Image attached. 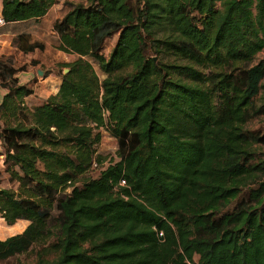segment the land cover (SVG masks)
I'll use <instances>...</instances> for the list:
<instances>
[{
	"label": "trees",
	"instance_id": "1",
	"mask_svg": "<svg viewBox=\"0 0 264 264\" xmlns=\"http://www.w3.org/2000/svg\"><path fill=\"white\" fill-rule=\"evenodd\" d=\"M2 1L6 23L57 2ZM67 3L56 48L77 56L44 104H26L33 88L0 57V137L19 184L0 188V213L30 222L0 239V263L34 251L27 264H264V135L247 127L264 115V0ZM102 128L119 140L106 166Z\"/></svg>",
	"mask_w": 264,
	"mask_h": 264
},
{
	"label": "crops",
	"instance_id": "2",
	"mask_svg": "<svg viewBox=\"0 0 264 264\" xmlns=\"http://www.w3.org/2000/svg\"><path fill=\"white\" fill-rule=\"evenodd\" d=\"M69 1L74 0H57L48 13L40 18L24 22L5 23L2 27H0V56H12V49L20 52V56H22V54L27 56L24 60L14 57V66L19 69L15 75V77L19 80V83L33 88L34 92L25 100L26 104L30 107H36L44 104L51 95H54L59 91L62 84V76L60 75L58 68L53 69L52 72L45 75L44 73L46 71L37 67L40 65L39 61H37L38 56L40 54H45L52 49H55L58 54L64 55V59L60 60L61 62L72 61L77 56L75 54H67L56 48V45H58L60 41V33L55 25L66 14L68 10L67 2ZM2 12L3 1L0 0V15H2ZM22 25L27 26V28L22 31L25 33L27 40L30 42L43 43L45 46L44 50L37 48L34 51L25 52L17 44H15V46L12 44L22 33L20 31V27ZM9 50L10 52H8ZM35 66L37 67V76L34 74ZM8 92V89L4 88L0 83V105ZM3 150L4 147L0 137V166L3 162Z\"/></svg>",
	"mask_w": 264,
	"mask_h": 264
},
{
	"label": "rangeland",
	"instance_id": "3",
	"mask_svg": "<svg viewBox=\"0 0 264 264\" xmlns=\"http://www.w3.org/2000/svg\"><path fill=\"white\" fill-rule=\"evenodd\" d=\"M25 28H27L26 25H22L20 27V31L22 32ZM118 38V34L114 33L111 37L107 38L106 41L104 42L102 48H101V52L105 55H109L111 50L113 49L116 40ZM27 40V38H24V40ZM15 41L14 43H12L15 46ZM13 52V57H17L20 60H24V58L27 56L25 54H22V56H20V52L12 49L11 50ZM10 52V50L8 51ZM1 57V56H0ZM264 57V51L261 52L258 57L257 60L261 59ZM61 59H64V55L63 54H58L57 51L55 49H52L51 51H48L45 54H40L38 56V60L40 65L37 66L40 69L46 71L44 74H48L49 71H51L53 68H58V70L60 71V66H57L58 63H60ZM92 62L100 76V78L103 80L106 76L105 74L100 70L99 64L92 59ZM37 67L35 66L34 68V74L35 76H37V72L36 69ZM247 127L253 131H255L256 133L260 134V135H264V115H260L257 117L252 118L249 123L247 124ZM101 132L103 134V139L102 141L96 146L97 148V154L101 157L105 158V162L103 166L108 165L109 163H111L112 161H117L119 160V155H118V150H119V140L113 136L108 130L106 129H101ZM262 151L264 152V145L262 146ZM4 152V150H3ZM2 152V153H3ZM3 162L2 165L0 166V188H4V189H10L12 191H19V184L17 181L12 179L11 176V172L8 171V166L4 161V157H2ZM103 169V167H96L93 168V170L91 171V176H93L94 178H97L100 176V172ZM70 191V190H68ZM246 193V192H245ZM245 193H243L241 195V197H239L227 210L226 212H230L233 211L234 209H236V207L238 206V204L244 199L246 198ZM55 213L57 214V210L55 211ZM29 221H25L23 220L22 222L18 223L15 226H9L7 225V222L5 221L4 218H2L1 213H0V239H6L9 236H12L14 234L20 233L21 231H23L26 227L29 225ZM36 257L35 252H30L28 254H22L19 256H16L14 258H12L10 261L8 262H3L0 264H27V263H32L34 261ZM198 259V257H197Z\"/></svg>",
	"mask_w": 264,
	"mask_h": 264
},
{
	"label": "built area",
	"instance_id": "4",
	"mask_svg": "<svg viewBox=\"0 0 264 264\" xmlns=\"http://www.w3.org/2000/svg\"><path fill=\"white\" fill-rule=\"evenodd\" d=\"M6 23L5 19L2 15H0V27H2ZM122 184H125V181H121Z\"/></svg>",
	"mask_w": 264,
	"mask_h": 264
},
{
	"label": "water",
	"instance_id": "5",
	"mask_svg": "<svg viewBox=\"0 0 264 264\" xmlns=\"http://www.w3.org/2000/svg\"><path fill=\"white\" fill-rule=\"evenodd\" d=\"M68 71H69V68H66V69H65V72L67 73ZM40 72H42V71H40Z\"/></svg>",
	"mask_w": 264,
	"mask_h": 264
}]
</instances>
